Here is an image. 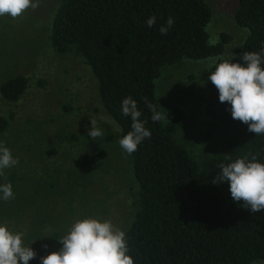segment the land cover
<instances>
[{
	"label": "trees",
	"instance_id": "obj_1",
	"mask_svg": "<svg viewBox=\"0 0 264 264\" xmlns=\"http://www.w3.org/2000/svg\"><path fill=\"white\" fill-rule=\"evenodd\" d=\"M152 15L157 21L149 28L146 20ZM169 16L175 23L161 35L159 28ZM211 16L206 0H60L51 17V47L56 52L73 49L84 58L120 138L132 130L131 118L121 112L128 96L137 101L140 119L151 131V138L131 155L122 149L136 182V209L123 230L126 254L134 264H252L264 259V211L251 213L234 202L228 183L217 180L221 163L255 156L264 164V134L251 133L247 124L234 120L230 105L219 101L218 90L208 81L205 109L223 141L219 151L198 160L175 137L185 113L172 106L166 119L153 122L144 103L146 97L158 111L155 78L164 64L222 53L230 38L220 32L219 40H209ZM234 19L247 32L228 59L235 63L245 51L264 47V0H238ZM27 86L24 74L7 77L0 82V96L15 101ZM6 123L0 117V131ZM104 155L103 150L86 152L80 167L91 172Z\"/></svg>",
	"mask_w": 264,
	"mask_h": 264
},
{
	"label": "rangeland",
	"instance_id": "obj_2",
	"mask_svg": "<svg viewBox=\"0 0 264 264\" xmlns=\"http://www.w3.org/2000/svg\"><path fill=\"white\" fill-rule=\"evenodd\" d=\"M59 1L40 0L37 9L29 7L16 18L0 16V82L16 74L28 77L17 100L0 96V117L7 120L0 142L19 161L0 176V184L10 183L14 193L13 199H0V225L22 234V245L35 251L29 264H41L42 256L58 252V240L75 222L95 218L123 231L136 209L131 161L119 145L118 124L101 104L95 76L80 54L56 52L49 43ZM206 1L212 10L209 40H219L220 32L230 38L222 53L164 64L155 78L158 111L165 115L176 106L185 113L175 137L198 160L219 151L223 141L205 109L208 77L247 33L234 19L238 0ZM90 119L104 132L95 141L87 136ZM97 150L105 153L100 166L84 171L81 156ZM252 264H264V259Z\"/></svg>",
	"mask_w": 264,
	"mask_h": 264
},
{
	"label": "clouds",
	"instance_id": "obj_3",
	"mask_svg": "<svg viewBox=\"0 0 264 264\" xmlns=\"http://www.w3.org/2000/svg\"><path fill=\"white\" fill-rule=\"evenodd\" d=\"M39 6L40 0H0V16L8 14L16 18L29 7L35 10ZM156 21V16L152 15L146 24L151 28ZM174 23V19L169 16L160 26V34L167 35ZM240 61L234 63L223 60L217 63L208 79L218 90L219 101L230 105L227 110L231 112L232 118L247 124L249 132L261 135L264 134V69L261 68L264 47L259 52L245 51ZM144 103L151 112L153 122L166 119L146 97ZM121 112L123 116L131 118L132 130L119 139V145L131 155L145 139L151 138V131L145 127L146 121L140 119L142 112L131 96L123 98ZM90 120L91 128L87 136L95 141L104 132L97 126L96 119ZM18 162L0 142V176H3L4 169ZM217 167L221 170L217 180L228 183L234 202H242L243 207L251 213L264 211V164L253 156L251 160L247 157L238 158ZM13 198L12 185L0 184V199L8 201ZM21 235L9 231L6 225H0V264H29L36 257L31 247L22 245ZM58 241L62 244L60 250L42 256L41 264H134L132 257L126 254V233L115 228L110 221L100 222L95 218L79 220ZM44 247L47 248V245Z\"/></svg>",
	"mask_w": 264,
	"mask_h": 264
}]
</instances>
